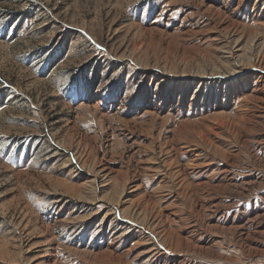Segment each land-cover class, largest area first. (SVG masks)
Masks as SVG:
<instances>
[{"label":"rangeland","instance_id":"1","mask_svg":"<svg viewBox=\"0 0 264 264\" xmlns=\"http://www.w3.org/2000/svg\"><path fill=\"white\" fill-rule=\"evenodd\" d=\"M0 264H264V0H0Z\"/></svg>","mask_w":264,"mask_h":264}]
</instances>
